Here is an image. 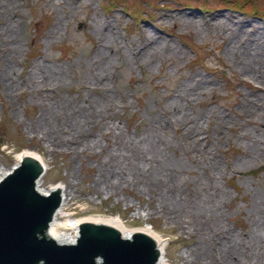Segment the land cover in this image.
I'll use <instances>...</instances> for the list:
<instances>
[{
	"label": "rangeland",
	"instance_id": "1",
	"mask_svg": "<svg viewBox=\"0 0 264 264\" xmlns=\"http://www.w3.org/2000/svg\"><path fill=\"white\" fill-rule=\"evenodd\" d=\"M244 31L264 35V21L219 0H0V167L9 171L21 151L35 150L48 165L41 189L60 184L70 199L62 221L149 225L168 240L171 264H199L201 253L219 254L214 243L224 239L238 257L234 244L259 218L254 205L264 220V68L238 45ZM106 39L118 50H103L110 64L100 78ZM256 98L250 113L246 102ZM89 104L102 107L101 119L78 129L74 141H92L76 151L66 144V124ZM44 107L59 111L55 147L27 129ZM154 135L164 141L162 162L146 166L144 143ZM134 163V185L98 186L100 171L106 180L110 165L125 172ZM172 181L188 205L222 196L211 218L219 226L165 201Z\"/></svg>",
	"mask_w": 264,
	"mask_h": 264
},
{
	"label": "bare ground",
	"instance_id": "2",
	"mask_svg": "<svg viewBox=\"0 0 264 264\" xmlns=\"http://www.w3.org/2000/svg\"><path fill=\"white\" fill-rule=\"evenodd\" d=\"M113 37V36H112ZM238 45L244 49V51L247 52L248 61L251 62V64L254 67L264 68V35L260 34L259 32L257 34H250L247 31H244L242 34V37L238 41ZM104 48L100 49L98 51V55L101 58H104L105 65L101 68V74L100 78H104L107 76V68L108 64H110V57L107 55L104 57L103 50L108 51H115L117 52L118 46L113 45V43L106 39L104 44ZM6 71V69L3 70V74ZM261 79H264V74L260 75ZM59 79V76H56L55 74L51 77L50 83H54L55 80ZM16 85L11 86H5V93L12 92L13 89H16ZM10 94V93H9ZM247 106L251 109L249 110L250 113H253L256 108L259 107V104H261V99H255V100H249L246 102ZM97 105L96 107L92 105H88L87 109L83 112L78 113L77 116L71 118V122L67 123V132L70 134H67L66 144L69 146L72 145L74 142V147L76 151H79L80 149H84L88 146H91V139H81L78 141H74V136L77 134L78 136H81V132H78L81 127H84L85 125H88L91 123L95 118L99 117V120L101 119V106L99 107ZM59 111L54 110V107L48 108L44 107L41 109L39 116L37 119L29 123L27 126V129L31 135L40 134L41 138H46L47 142H50L49 144L52 147H55L59 145V140L57 137L61 133V129H58L56 131V128L53 124V118L58 114ZM264 128V126H263ZM255 142L258 143L259 140L256 138ZM146 148L149 150V157L145 156V164L148 166H158L160 162H162V156L159 155L158 151L161 148V146L164 145V141L160 138L159 135L149 136L145 140ZM54 150V148H52ZM254 155H260L259 147H256L254 149ZM31 157V158H40L44 167H45V173L48 170V165L43 156L39 153H37L35 150L26 148L23 151H21L17 156V163L20 162V160L24 157ZM165 157V156H163ZM107 166V165H105ZM108 167V166H107ZM110 165V169L108 168L107 171L110 172V178L109 179H102L107 178L106 173L103 171L99 172V178H98V186H100L102 182V188L107 192H114L117 189H121L124 187L125 184L134 185L135 183V174H140V169L137 166V164H128L126 171L123 172L122 168H118V171H114ZM10 172L5 171L2 167H0V180L1 178ZM43 177L38 179L39 189L43 193V190L41 189V181ZM163 181H161L160 178L156 179L157 184H161ZM177 182L172 181V189L170 190L169 187L166 189V192H164L161 197L167 201L170 205L172 204L177 212L180 214L182 212H186V215L190 214L192 211H194V214L197 216V218L200 221H204L207 226H210L209 224L212 223V226H219L216 221L211 220L212 216L218 215L219 205L222 202V196L220 195H208L204 201H198L194 205H188L180 197V193L178 191V187L176 186ZM95 187H97V183H95ZM56 188H59L61 191H63V208H59L56 211L53 231L51 238H57L59 243H74L77 239V236L79 234L78 232V226L87 221H92L95 223H102L106 224L110 227L120 228L122 232L125 234V236L128 238L135 233H144L148 236L157 238L159 249H165L158 264H171L169 259L166 256V248L168 246L167 239H163L162 237L158 236L156 233L152 231V229L149 226H141L137 228H126L123 226L119 218H80V219H73L70 218L66 219L65 221H62V217H64V213L67 211L65 209V205L70 201L69 198H67L66 190L59 185H52L46 193L53 192ZM175 189V190H174ZM170 190V192H169ZM174 190V191H173ZM189 207L192 209V211H186L185 208ZM253 210L256 212L257 216L259 217L257 220H254V226L251 227V229L245 233L243 239L234 244V248L238 250L239 255L238 257H235V252L232 250L233 247L231 246L229 240L224 239L223 241L219 243H214L219 248V254H213L209 251L205 255L201 253V257L204 260L203 262H200L199 264H264V220L261 218L262 209L259 205H254ZM214 230H212L213 232ZM196 260V259H194ZM184 264H189V260L186 259Z\"/></svg>",
	"mask_w": 264,
	"mask_h": 264
},
{
	"label": "water",
	"instance_id": "3",
	"mask_svg": "<svg viewBox=\"0 0 264 264\" xmlns=\"http://www.w3.org/2000/svg\"><path fill=\"white\" fill-rule=\"evenodd\" d=\"M43 166L27 156L0 180V264H158L165 249L140 232L129 239L120 228L87 221L76 243L51 238L63 191L40 193Z\"/></svg>",
	"mask_w": 264,
	"mask_h": 264
},
{
	"label": "trees",
	"instance_id": "4",
	"mask_svg": "<svg viewBox=\"0 0 264 264\" xmlns=\"http://www.w3.org/2000/svg\"><path fill=\"white\" fill-rule=\"evenodd\" d=\"M225 6L264 19V0H219Z\"/></svg>",
	"mask_w": 264,
	"mask_h": 264
}]
</instances>
